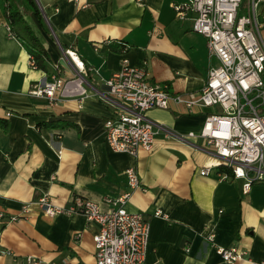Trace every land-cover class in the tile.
<instances>
[{"label": "crops", "instance_id": "obj_1", "mask_svg": "<svg viewBox=\"0 0 264 264\" xmlns=\"http://www.w3.org/2000/svg\"><path fill=\"white\" fill-rule=\"evenodd\" d=\"M16 1L49 60L45 68L30 64L26 49L9 35L0 7V117L9 122L7 131L0 128V264H23L26 256L45 264H94L96 225L81 213L48 216L32 205L25 215L9 217L42 194L63 206L79 196L107 209L103 197L126 191V209L149 221L146 261L264 264V180L253 181L244 193L242 178L219 176L222 165L200 174L199 168L217 157L200 137L188 135L219 107L181 112L170 103L148 109L144 114L158 132L150 149L139 147L135 154L113 151L103 137V120L116 110L100 97L106 95L103 80L123 58L144 64L150 80L166 83L170 93L201 87L216 60L207 55L205 36L191 27L194 12L175 16L172 4L185 0H36L44 9V25ZM258 9L264 43V1ZM66 48L94 67L85 76L89 94L52 103L31 94L54 64L60 75L72 73ZM130 166L140 181L133 189L124 173ZM217 246H237L245 254L227 263Z\"/></svg>", "mask_w": 264, "mask_h": 264}, {"label": "built area", "instance_id": "obj_2", "mask_svg": "<svg viewBox=\"0 0 264 264\" xmlns=\"http://www.w3.org/2000/svg\"><path fill=\"white\" fill-rule=\"evenodd\" d=\"M262 1L185 0L172 4L178 18H184L188 11L194 12L191 27L205 36L207 55L216 61L208 65L198 91L170 93L166 83L150 80L144 64H130L123 58L121 67L103 80L106 95H100L105 102L116 105L114 115L103 120L107 145L113 151L130 154H135L139 147L150 149L158 132L144 114L150 108H165L173 103L181 112H193L197 107L217 106L218 110L204 115L198 131L188 132L200 137L217 157L216 162L199 168V173L208 174L214 165H222L227 170L219 176L242 178L244 193L253 181L264 180V112H258L264 106V43L260 34L263 18L258 9ZM6 28L14 36L8 24ZM64 52L72 73L60 75L61 67L54 64L53 71L29 89L31 94L44 96L50 103L67 97L82 99L89 94L85 76L87 71H95L94 67L85 65L74 49L66 48ZM30 64L34 66L32 58ZM124 173L130 189L140 186L138 173L132 166ZM129 194L126 191L103 197L109 205L107 209L79 196L63 206L42 194L23 203L20 213L11 215L9 220L25 215L32 205L48 216L81 213L96 225L92 235L94 264H157L145 260L149 221L141 213L126 209ZM206 237L211 240L213 234ZM215 250L227 263L245 254L237 246H217ZM23 264L45 263L26 256Z\"/></svg>", "mask_w": 264, "mask_h": 264}, {"label": "trees", "instance_id": "obj_3", "mask_svg": "<svg viewBox=\"0 0 264 264\" xmlns=\"http://www.w3.org/2000/svg\"><path fill=\"white\" fill-rule=\"evenodd\" d=\"M27 6V10L35 14L40 24L44 25L42 13L37 5L36 0H22ZM0 7L11 33L20 41L26 49L30 58H32L35 67L45 68L49 60L48 52L42 44L34 28L24 17L23 10L16 0H0ZM258 112H264V107L258 109ZM9 122L6 118L0 117V128L7 131ZM221 167V165H219ZM227 170V169H225Z\"/></svg>", "mask_w": 264, "mask_h": 264}, {"label": "water", "instance_id": "obj_4", "mask_svg": "<svg viewBox=\"0 0 264 264\" xmlns=\"http://www.w3.org/2000/svg\"><path fill=\"white\" fill-rule=\"evenodd\" d=\"M37 4H38V7H39V9H40L42 15L45 16V13H44V9H43V7H41V5H40V3H39L38 1H37Z\"/></svg>", "mask_w": 264, "mask_h": 264}]
</instances>
